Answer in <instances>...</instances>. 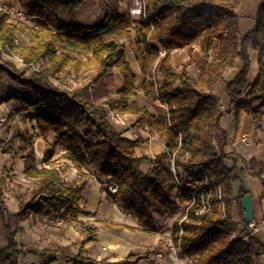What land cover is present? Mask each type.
I'll return each mask as SVG.
<instances>
[{
	"label": "trees",
	"instance_id": "1",
	"mask_svg": "<svg viewBox=\"0 0 264 264\" xmlns=\"http://www.w3.org/2000/svg\"><path fill=\"white\" fill-rule=\"evenodd\" d=\"M16 1L36 23L14 20L0 11V83L9 76L19 85L5 93L1 102H15L18 108L13 116L20 112L29 122H36L38 133L28 129L20 133L14 153L20 155L24 175L35 184L27 200L19 197V211L11 214L0 169V235L5 232L8 240V246L0 245V264H22L20 256L27 253L41 254L50 262L61 253L69 264H137L147 257L130 254L102 263L87 254L86 241L76 253L19 245L11 215L18 219L62 216L73 222L85 212L84 185L73 186L54 168L37 163L34 140L44 138L47 131L55 134V142L47 144V160L62 147L65 159L81 174L86 175L84 170L90 167L94 175L108 179L106 185L116 184L118 192H108L109 198L138 219L140 230L156 233L160 229L156 217L171 215L176 202L183 203L184 212L174 223L172 235L187 264H262L264 239L232 237L239 224L232 216L234 202L241 207V198L250 192L241 184L235 193L234 183L247 166L254 167V160L226 151L230 138L222 118L227 108H221L213 89L227 68L240 60V70L226 82L230 105L236 116L241 111L253 119L264 116V1L258 7L255 27L245 35L240 34L236 13L240 0H147L138 20L130 9H121L122 0H104V13L89 25L77 17L82 0ZM17 35L28 37L30 43L18 44ZM151 39L159 42L164 54ZM127 41L141 63L144 78L140 83L127 60ZM197 42L198 48L194 46ZM185 47L189 61L178 70L173 64L174 51ZM249 48L259 52V74L252 84L248 83ZM82 53L86 59L79 56ZM8 54L19 55L26 67L16 66ZM190 64L199 69L197 76L188 71ZM114 68L121 71L124 85L115 96L99 102L97 93L114 84ZM79 75L89 82L76 87L62 84L65 77ZM139 91L147 104L137 100ZM106 104L138 115L137 123L165 138L166 151L154 158L137 157L136 148L147 138L132 139L126 129L112 125ZM173 156L189 180L198 181L199 191L177 186L168 165ZM142 162L151 163L148 172L141 170ZM254 173L262 180L261 169ZM206 178L213 191L221 186V198L213 194L211 209L197 214L202 194H209ZM194 196L195 204L189 207Z\"/></svg>",
	"mask_w": 264,
	"mask_h": 264
},
{
	"label": "crops",
	"instance_id": "2",
	"mask_svg": "<svg viewBox=\"0 0 264 264\" xmlns=\"http://www.w3.org/2000/svg\"><path fill=\"white\" fill-rule=\"evenodd\" d=\"M263 1L264 0H240L236 8V13L239 18V31L241 35H245L255 27L258 7ZM130 3H132V0H122L121 9L129 11ZM104 10V0H82L81 6L77 11V17L82 24L89 25L94 23L97 18L104 13ZM64 13L65 11L62 10L60 14L64 15ZM136 18L139 17H134V19ZM151 43L161 48L157 40L151 39ZM127 45L128 49L130 48L126 54L127 60L137 76L138 83H140L144 78L141 63L133 51L131 41H127ZM194 46L198 48L199 43L198 45L194 44ZM184 49H186V47L175 50L174 59L176 54ZM162 52L163 54L165 53L163 49ZM249 55L250 70L248 74V83L252 84L259 74V52L253 48H249ZM241 66L242 62L240 60L235 61L233 65L229 66L225 71L224 79L216 84L213 92L219 96L221 106L223 105L224 109L227 108V112L222 118V126L228 132L230 138L226 146V151L235 152L246 159H253L254 164H252V166L254 167L247 166L245 174H247V176L259 178L255 175L254 169H261L264 164V116L259 119H253L252 115L246 111H241L238 116H236L233 106L230 105V97L226 90V82L234 77ZM187 69L192 76L198 75L199 69L194 64L188 65ZM113 75L114 84L109 86L107 90L97 93L95 97L97 101H106L109 96H115L123 87L124 78L121 71L118 68H114ZM6 79L7 76H4L2 80L3 83L6 82ZM3 95L4 94L1 96ZM136 98L141 104H147V99L142 91H139ZM3 107L4 104L0 105V109L2 110L0 116L5 114ZM149 107L152 109V106ZM24 116L23 114V117ZM127 116L132 123H136L134 131L139 128L143 134H146V132L142 131L145 125L137 123L139 118L138 115L130 114ZM16 121L20 124V133H22L24 131V125L18 118H16ZM34 125L38 133L35 121ZM1 129L2 127L0 128V136L2 138H7L8 136L6 134L3 135ZM137 133L139 134L138 131ZM126 136H128V134H126ZM54 142L55 134L53 131H47L45 132L44 138L40 137L34 140L38 165L42 166L41 155L44 153H46L45 161L50 165H54L59 161H65L69 165H72L70 161L65 159V150L62 147H58L56 154L50 158L49 161L47 160L49 151L47 144ZM165 151V138L156 134V136L147 139L140 147L136 148L135 155L137 157L147 155L154 158L156 155ZM5 154L10 155V157L2 158L3 163H0V169L4 170L2 171L3 176L9 174L12 177V185L10 189L5 188V193L9 211L13 214L19 211V197L23 196L15 195L13 197V209L8 203V192L11 193L13 191L14 182L17 181L21 183L20 178L26 180L27 177L24 175V164L20 159V155H14V153L6 151ZM55 160H57V162H53ZM239 165L243 166L242 163H239ZM150 167V162H142L140 165L141 170L144 172H148ZM84 172L87 174L83 175L79 173L77 175L73 172H69L68 183L73 186L84 185L82 206L85 208V212L80 213L73 222L65 221L62 216H52L51 218L30 216L27 219H18L13 216L15 223L13 229L16 230V241L20 246L24 248H45L53 250L63 248L76 253L81 244L86 241L85 249L87 254L102 263L120 261L130 254H146L147 257L143 258L137 264H187V260L182 253L179 252L176 255L171 252L169 248L174 241L172 235L174 223L182 216L184 204L179 202L180 206L175 208L173 213L167 217L157 216L156 222L160 229L156 233H148L138 228L139 221L136 217L127 213L119 203L111 201L106 191L107 178L94 175L90 167H87ZM242 178L241 174L240 180L236 181L238 182L237 185L235 184L236 182L234 183V192L236 193L239 186L243 184L244 187L250 191L249 193L252 194V191L245 185ZM259 183L262 185L260 178ZM261 185L257 195L256 205L254 204L253 198L254 217L256 219H260L263 216ZM32 189L33 187L28 191V196L23 197L25 200L31 195ZM240 210L241 207L238 201H235L232 208V216L236 221L243 220V218L241 220L239 215ZM13 217L12 215L10 216V218ZM59 218H62V221H60ZM43 222H45V224H43ZM0 245L3 247L8 246L5 232H2L0 235ZM161 250L164 251L162 255H159ZM262 258L263 257H261V262ZM20 261L22 264H69L61 253L56 255L53 262H50L47 257L41 254L34 253L22 254L20 256Z\"/></svg>",
	"mask_w": 264,
	"mask_h": 264
},
{
	"label": "built area",
	"instance_id": "3",
	"mask_svg": "<svg viewBox=\"0 0 264 264\" xmlns=\"http://www.w3.org/2000/svg\"><path fill=\"white\" fill-rule=\"evenodd\" d=\"M144 5H145V0H132L131 6H130V13L132 14V16L133 17H140L142 12H143ZM0 11L6 12L10 15H15V16L18 15L19 19H26L27 18L26 14L23 12L22 8L19 7L16 3H3L0 0ZM22 39H23V36H16V42L18 44L24 42ZM15 60H17L15 62V64L18 67H21V68L26 67L23 60H20L18 58H15ZM34 67L35 66H33L32 68H34ZM105 108L107 110V119L112 125L117 126L119 128L126 129V133L132 139H137L138 137H140V135L136 131H134V127L132 126V121L129 120L127 115L122 113L120 110L111 107L108 104L105 105ZM221 108L224 109L223 105L221 106ZM16 118L21 120L23 118V114L20 112H17ZM6 120H7L6 116L4 114H2L0 116V128L2 127L3 123ZM142 131L146 132V134L148 135L147 139L156 136V134H154L147 125H145L142 128ZM45 159H46V153L41 155L42 166L54 168L57 172H59L62 175L63 180L67 183H68L69 172H73L77 175L80 173V171L75 166L69 165L65 161L57 162L54 165H50L45 161ZM170 169L173 173L174 180L180 189H182L184 191H189V192H193V191L195 192V191L200 190L199 185H198V181H190L189 180V177L187 176V174L185 173L183 168L181 166L176 165L175 160H174V156L170 161ZM261 178H262V180H261V182H262L261 198L263 201V216L260 219H256L254 217L253 220H251L250 222H246V221H244V219L242 221H239L238 227L235 228L232 232L233 238L247 240L250 237L254 236V237H257L259 239H264V164L261 168ZM3 179H4V187L10 189V187L12 185L11 175L5 174ZM205 186L208 188L207 190L209 191V194L207 196L202 194V198H201V202H202L201 205L202 206L196 212L197 214H201V213H203L205 211H209L211 209L212 204H211L210 197L213 194H219V196L221 198L222 188L220 185H218L216 187V190L213 191L210 187L208 178H206ZM106 191H107V193L108 192L109 193H117L118 192V186L114 183H109L106 186ZM195 201H196V197L194 196L192 198V201H191L189 207L193 206V204H195ZM188 211H189V209H187V212ZM187 216H188V214H185L183 219H186ZM59 220L62 221V218H59ZM169 248H170L171 252H173L176 255L179 252L181 253L179 246L174 241L170 245ZM163 251L161 250L159 252V255H162Z\"/></svg>",
	"mask_w": 264,
	"mask_h": 264
},
{
	"label": "rangeland",
	"instance_id": "4",
	"mask_svg": "<svg viewBox=\"0 0 264 264\" xmlns=\"http://www.w3.org/2000/svg\"><path fill=\"white\" fill-rule=\"evenodd\" d=\"M1 1L3 3H16L19 7H21L16 0H14V1L13 0H1ZM146 1L147 0H145V2ZM130 6H131V3H130ZM4 13H6V12H4ZM11 17L14 20H26L28 22V24H30V25H34L36 23V20H34V19H28V18L19 19L18 15H16V16L15 15H11ZM136 19L138 20V18H136ZM17 36H21V35H17ZM22 40L24 41L23 43H26V42H27L26 44L30 43L28 37H26V36H23ZM195 44L198 45V42L195 43ZM79 56L82 59H86V57H85V55L83 53L79 54ZM6 57H7V59L14 61V63L17 61V60H15V58H18V59L22 60V58L19 55H17V54H8ZM188 57H189L188 48L186 47V49H184V50L180 51V53L176 54V57L174 59V67L176 69H178V70L182 69L183 66L187 64V62L189 60ZM39 65H40V62L37 63V65H34L35 66L34 68H37ZM31 70L32 69H30L28 71H31ZM93 73H94V71H93ZM89 80L90 79L88 77H83V75L82 76L79 75L77 77H65L64 81H62V84L63 85H69L71 87H76L78 85H82V84L88 83ZM53 82L59 83L55 79H53ZM17 89H19L18 83L15 80L11 79L9 76H7L6 82L3 83V81H2L0 83V99L2 97L1 96L2 94H5L8 91L17 90ZM2 104H4V107H3L4 113H5L4 115L6 116L7 120L3 123L1 132L3 133V135L6 134L8 137L7 138H2L0 136V163H3V159L2 158L10 157V155H6L5 154L6 150H10L12 153H17L18 152V146H19V138H18V136H19V134L21 132L20 124L16 121L15 116L12 115L13 111L16 112V109L18 108V105L15 102H5V103L1 102L0 105H2ZM0 112H2L1 109H0ZM125 115H127V114H125ZM21 121H22V123L24 125V131H25V129H28L30 132H36L37 133V131L35 129L34 122L33 123L29 122L28 119L25 116L21 119ZM137 131L139 132L140 136H142L144 138L148 137V135L147 134H143L140 131L139 128L136 129V132ZM5 155H6V157H5ZM53 162H57V160H55ZM226 163L228 164V166H232V161L231 160H227ZM168 165L170 167V163H168ZM2 171H4V170H2ZM242 177H243L242 181L252 191L253 198H254V204L256 205V203H257V195H258V192H259V189H260V185H261L259 183V178L252 177V176H247V174H245V171L242 172ZM20 179H21V183L17 182V181L14 182L13 191L11 193L8 192V203H9L10 207L13 208V209H14L13 197L15 195L16 196H23V197L28 196L29 195L28 191L35 184V180L34 179H29V178H27L26 180H24L22 178H20ZM237 183L238 182H236L235 184L237 185ZM261 187H262V185H261ZM179 206H180L179 202H176L175 208H178ZM182 210H183V207H182ZM239 215H240L241 220H242V218H243L242 210H240ZM10 223H11V225L13 227H15L14 217L10 218ZM43 224H45V222H43ZM2 229L4 230L3 227H2ZM262 264H264V257L262 258Z\"/></svg>",
	"mask_w": 264,
	"mask_h": 264
},
{
	"label": "water",
	"instance_id": "5",
	"mask_svg": "<svg viewBox=\"0 0 264 264\" xmlns=\"http://www.w3.org/2000/svg\"><path fill=\"white\" fill-rule=\"evenodd\" d=\"M241 210L243 212V219L246 222H250L254 218L253 196L251 193H247L240 200Z\"/></svg>",
	"mask_w": 264,
	"mask_h": 264
}]
</instances>
